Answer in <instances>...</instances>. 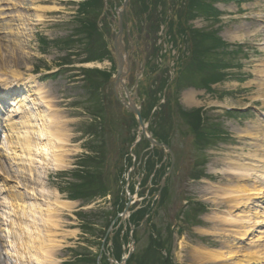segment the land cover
Masks as SVG:
<instances>
[{"label":"rangeland","instance_id":"obj_1","mask_svg":"<svg viewBox=\"0 0 264 264\" xmlns=\"http://www.w3.org/2000/svg\"><path fill=\"white\" fill-rule=\"evenodd\" d=\"M114 1L119 6L124 2V0ZM196 1L214 6L220 14L212 13L207 16L197 9L187 13L186 6L191 7L194 0H131L129 4V10L139 22L140 35L146 42L145 51L148 53V73L144 78L141 76L139 79V88L135 81L128 82L130 94L134 96L135 91L138 90L136 103L143 106L145 101L143 88H146L150 94L166 80L163 91L157 96L156 104L150 103L148 113L145 109L143 112L147 115L146 123L151 131L155 124L153 115L156 113L162 114L161 122L170 118L164 130L169 132L172 128L173 131L168 143L174 153L175 163L166 184L168 192L164 201L153 205L160 186L154 184L157 179L154 175H146L148 179L146 185H144L146 178L142 182V168L147 162L145 158L150 151V148H144L145 144L142 143L134 149L136 158L130 155L133 164L137 163V165L134 171L133 169V172L131 171L129 187L126 189L127 185L123 184V182L128 183L126 155L130 154L131 140L138 135L139 129L122 103L113 100V86L109 85L106 88V83L103 84L104 86L101 85L99 89L105 96V104L102 101L98 104V115L91 114L94 93L88 90L87 77L92 75V80L96 81L99 77L90 74L92 70L84 69L98 67V71L103 72L101 77L103 83L104 73L112 72L114 68L111 58L106 53L98 59V62L90 63L91 65L81 64V59L86 56L83 52V41L79 39L83 33L80 21L86 19L87 14H79L78 9L80 5H87L88 1L82 3L81 0H36L35 2L0 0V42L10 47L0 53V70H3V73L14 71L23 79H35L38 86H45L50 91L57 102V110L67 117L70 124L72 141L69 149L79 151L71 158L72 163L68 169L50 171L49 179L46 181L47 188L57 191L62 201L76 204L73 210H65L62 213L63 235L58 238L61 250L54 253L57 264H78L76 256L90 250L99 256L101 240H96L93 234L86 231L84 222L88 223L92 220L94 225L103 218L102 213L112 210L113 198L114 200L124 198L126 202L127 192L131 193L132 190L136 191L133 193L134 204L131 210L145 207L148 202L149 208L152 209L151 217L146 219L137 231L139 235L135 252L137 256L147 252L156 254L161 264L165 262L192 264L189 256L191 247L203 244L210 248H220L221 238L200 235L199 232L200 230L214 232L216 223L206 219L214 214L221 216L222 212L227 210V206L219 208L214 204L215 196L207 191L209 186L222 187L230 179L220 172L224 165L222 160L227 155L235 157L249 153V140L241 138L236 130L253 126L258 119L264 120L263 102L254 98L260 90L256 83L259 78L256 72L264 62V0ZM94 2L95 0H90V3ZM111 3L112 0L107 1V10L105 9L104 12L106 18L102 25L106 24L108 16L106 12L116 10L114 6L111 7ZM146 6H149L150 11L154 10L155 15L162 14L158 23L152 27L151 23L154 21L149 17V8L147 9ZM99 10L102 12V8L97 9ZM118 10H121V7ZM36 17L43 18V22H37ZM20 18H28L30 22V26L27 27L30 28L28 33L32 32L29 33L30 38L21 34L16 35L17 32L10 34L8 31L9 25L14 29L23 28L24 22H20ZM25 21L27 22V19ZM240 28L245 31H240ZM184 31L186 34L183 33ZM238 32L244 37L232 41L230 35ZM115 33V28L112 34L109 29L110 41ZM166 33L171 35L170 39L166 38ZM210 33L216 34L229 45L243 44V46L230 48V51H236L234 55L226 54L224 48H219L213 43L210 48L202 37ZM87 37L90 42H103V36L99 32L93 31L92 37L88 35ZM17 43L21 44V49H16L14 45ZM176 45L184 46L183 58H179ZM194 52L200 58L198 61H193L191 55ZM225 65H229L228 68ZM181 70H186L187 74L194 77V82L187 76H180L178 73ZM206 71H211L214 75L224 74L226 79L212 84L207 89L204 85L214 79L209 80V76L205 78ZM8 77L14 80L10 74ZM96 81L91 83V87H94ZM181 86L184 87L176 93V89ZM189 91H195L199 95L200 104L192 108L187 107L184 100V94ZM174 95L177 104L172 119L171 107L169 116L162 108L166 104L167 107L170 106L169 97ZM162 101L164 105L161 104ZM4 106L3 109H7V103ZM179 107L187 110L186 116H182ZM228 108L236 111L227 112ZM199 110L202 113L204 128L211 130L212 124L216 126L215 131H218L215 133L209 131L207 133L209 140L203 141L201 145L196 144L195 134L191 130V118L195 116L194 112ZM156 126L159 127V124ZM89 134L91 136L100 134L101 147H103L101 151L91 154L88 152L91 147L96 146V140L91 139ZM2 139L0 146L3 143ZM159 152L162 153L161 159L163 158L165 163L161 169L168 165L167 172L171 157L165 152ZM89 156L95 158L94 162L87 161ZM142 157L144 160L140 163ZM89 164L94 168L88 166ZM83 165L87 167L81 168ZM76 169L78 172L88 171L89 182L79 179L80 174L78 175ZM0 174L8 175L6 171H1ZM141 183H143L142 187ZM84 184L89 188L91 186L92 189L81 192L80 187ZM101 190H104L105 195L93 201L85 200L91 201L90 203L73 199L87 192H92L90 195H93ZM199 209L201 211L197 216L198 224H195L194 214ZM2 211L3 209L0 208V217ZM80 213L86 214L90 219L81 220L78 216ZM100 216L101 219L98 218ZM92 229L97 230L98 227ZM115 232L114 230L110 232L113 238ZM72 233L75 235H71ZM4 240L3 233L0 232V264H5L4 258L7 257ZM154 242L159 244L161 251L153 250V246L157 245ZM123 250L126 251V248ZM107 257L110 259L108 253ZM102 260L104 257L100 261ZM148 260L150 264H157L154 257Z\"/></svg>","mask_w":264,"mask_h":264},{"label":"bare ground","instance_id":"obj_2","mask_svg":"<svg viewBox=\"0 0 264 264\" xmlns=\"http://www.w3.org/2000/svg\"><path fill=\"white\" fill-rule=\"evenodd\" d=\"M20 19L23 28L9 25L8 31L30 38L28 18ZM36 19L43 22V18ZM239 32L230 35L232 41L244 37ZM3 44L0 42V53L10 48ZM14 46L21 49L20 43ZM256 73L260 90L254 98L264 105V62ZM37 84V80L23 79L14 71L0 70V91H8L5 95L12 97L8 110L0 113V169L8 173L0 174V232L5 239V264H57L54 253L61 250L58 238L62 234V213L76 206L47 188L50 171L68 169L71 158L79 151L69 149L72 132L67 117L57 110L50 91ZM198 97L195 91L185 93L186 106L199 105ZM236 131L249 140V153L227 155L222 160L220 172L230 179L222 187L209 186L207 191L215 196L214 204L219 208L227 206V210L206 219L216 223L214 232H199L218 236L221 246L191 247L192 264H264V120Z\"/></svg>","mask_w":264,"mask_h":264},{"label":"trees","instance_id":"obj_3","mask_svg":"<svg viewBox=\"0 0 264 264\" xmlns=\"http://www.w3.org/2000/svg\"><path fill=\"white\" fill-rule=\"evenodd\" d=\"M84 1H88L87 5H83L82 9H81V14H87V18L84 19L81 24H82V32L81 33L84 35L85 40H84V45L87 47L84 49L85 53H87V59L85 61H93V60H98L100 59L104 53L108 54L109 52L106 49V44L104 42H90V40L88 39L87 35L92 37V32L94 31V33L98 32L97 29V19L101 14V10L97 11V9L102 8L103 7V0H95L94 3H90V0H84ZM147 1V0H146ZM190 7V6H189ZM188 6H186L185 11L190 12V10L192 9H197L199 10L201 13L207 14V16L216 14L219 15L220 13L214 9L213 6H209L205 3H200V1H196L194 0V2L192 3V6L189 8ZM146 8L148 9L149 6H146ZM189 10V11H188ZM183 33L186 34V32L184 31ZM182 35V34H181ZM203 39L205 40V42H208V47L212 48V43L215 44L217 47L219 48H224V52L228 55H234L236 51H230V48H234L231 45H228L227 43H225L224 41H222L220 38H218L216 36V34L214 33H210V34H205L204 36H202ZM192 39V38H191ZM193 40V39H192ZM194 42H192L193 44ZM191 44V45H192ZM206 48H204L205 50ZM101 50H104L101 52ZM88 51V52H87ZM209 54V52H207ZM193 58L196 57V60L198 61L200 58L197 54H195V52L192 54ZM195 60V61H196ZM229 65H225L226 68H228ZM205 78L207 76L210 77L209 80H213L211 83H207V85H204V87L210 88L212 84H216L218 82H222L226 79V76L224 74L222 75H217V74H213L211 71H206L205 72ZM90 74H95L99 77V79L96 80H92V75H90L89 77H87V82H88V88H91V83H95L94 87H92V89L95 90V93L93 95V105L91 107V114L92 115H98L99 114V106L98 104L101 103L102 99H101V94L99 93V88L101 87V85H103L106 81H108L111 77L110 74H106L104 73V78L105 81L102 83L101 82V77L103 76V72L101 71H92ZM180 76H187L188 79H192L194 82V77H192L190 74H187L186 70L182 71V73L180 74ZM192 82V83H193ZM167 81L165 80L164 83H162V85L156 90V91H152L150 93V95L148 96V100L149 102L151 101L152 104H156V102L158 101L157 95L158 93L162 92V90L164 89L165 85H166ZM191 86V85H190ZM197 87L201 86V85H195ZM184 86L179 87V89H181ZM99 98H97V97ZM103 102V101H102ZM171 106V110L173 112V108L172 105ZM179 112H181L182 116H186L187 112L183 111L180 107H179ZM168 113H170V108ZM195 116H193L191 119V130L194 132L195 134V138H196V143L197 144H202V142L204 140H206L207 135L203 132V119H202V113L201 111H196L194 112ZM144 118H146V115H144ZM156 121L154 124V127L152 128V132L154 134V138L160 142V143H165V144H169L168 143V139L170 137V134L168 132H166L164 130V123L161 122V119H159V114L156 116ZM159 124V127H157L156 125ZM89 137L91 139H95L96 140V146L91 147L90 152L91 153H95L98 151H101L103 149V147H101V136L100 134H96L94 136H91L89 134ZM134 137L131 140V143L134 142ZM146 145L144 148L147 149L149 148V143L147 141L143 142V145ZM160 154V156H159ZM95 158L93 156H89L87 161H91L94 162ZM162 162L161 159V153L159 152L158 149L154 150V153L152 154V156L149 158V160L147 161V163L143 166L142 170L143 173L142 175H144V177L147 179V176H152L155 172L156 167ZM126 167L125 168H131L133 163H132V159L129 158V160H127L126 163ZM88 166L94 168L91 164H89ZM87 167L86 165H83L81 168H85ZM164 167V166H163ZM167 167H165L164 169H160L156 176L158 179V182H156V184L159 183V181L161 180L162 176L165 174ZM81 173H84V175H82ZM80 174L79 179H83L85 181L89 182V178H88V171H83L81 172V170L78 172V175ZM148 179L145 181L147 183ZM124 184V183H123ZM92 189V187L90 186V188L88 187L87 184H84L82 187H80V191L81 192H86L88 190ZM131 192H134V190H132ZM167 188L164 190L163 194H162V199L161 201H164V199L166 198L167 195ZM92 192H87L84 193L80 196H78L77 198H74L75 200H82L84 201V203H90L91 201H93V199H96L100 196H104L105 192L104 190H101L93 195H90ZM86 195V196H85ZM88 195V196H87ZM90 200L91 201H85V200ZM160 201V202H161ZM113 210L114 212H110L107 210V212L102 213L103 218L100 216L98 217L99 221H97L94 225L92 223V220H90L88 223L84 222V227L86 229L87 232H90L91 234H93L94 237H96L97 239H100L101 241L103 240V238L105 237L106 234V230L109 228V226L111 225L112 221L116 218V216L123 212L124 208H125V204L126 202L124 201V198H120L118 200V198H115V200H113ZM150 205H148L147 207L138 210L137 212H135L131 218L129 223L127 224V226L122 225V227H120L118 229V231L116 232V235L113 239V256L117 261H121L125 252L123 251V246L124 245H128L130 243L129 241V232H130V228L131 227H139L140 224L142 223V221L145 219L146 216H150L152 215V209L149 208ZM149 208V209H148ZM201 211V209H199L198 211L195 212L194 214V223L198 224L197 222V216H198V212ZM81 220L85 219V218H89L86 214L84 213H80L78 215ZM98 227L97 232L92 229L94 226ZM124 229L126 230L124 232ZM124 232V234H123ZM123 234V235H122ZM134 237L137 239V233L135 232ZM138 241V240H137ZM155 241V239L153 240ZM157 241V240H156ZM155 243V242H154ZM157 245L153 246V250L154 251H161L160 250V246L158 243H155ZM167 248V247H166ZM140 257V258H138ZM150 257H154V259H156L157 264H161L162 262L159 261L158 257L156 254H148L147 252H144L142 255L140 256H133L130 261L128 262V264H150V261L148 259H150ZM97 258L98 255L95 254L93 251H89V252H84V253H79V255L76 256V261L78 264H98L97 263ZM102 264H109L108 260L106 257H104V260L101 261ZM160 262V263H159ZM164 264H167L166 262Z\"/></svg>","mask_w":264,"mask_h":264},{"label":"water","instance_id":"obj_4","mask_svg":"<svg viewBox=\"0 0 264 264\" xmlns=\"http://www.w3.org/2000/svg\"><path fill=\"white\" fill-rule=\"evenodd\" d=\"M128 2H129V0H126V4H125V7L127 6V4H128ZM122 33V32H121ZM117 57H118V59H119V61H120V65H119V68H118V75H117V77L114 79V81H116V86L118 87L120 84H123V79H124V77L126 76V74L124 73L125 72V70H127L128 72L130 71V67L128 66V65H126L125 63H124V61H122L121 60V54H119L118 53V55H117ZM123 87H124V84H123ZM125 90V92H126V94H127V97H128V103L127 102H125L124 103V105H125V107H127L129 110H130V112L133 114V115H135L136 117H137V119H138V123H139V126H140V128H141V132L139 133V138L137 139V142L134 144V146L143 138V137H145L146 139H148L149 140V142L153 145V146H158V147H160V148H164V149H168V150H170L166 145H163V144H159V143H157L151 136H150V134H149V132H148V128H147V126L144 124V122H143V119H142V115H141V111H140V109L134 104V101H133V99H131L130 98V96H129V94H128V92H127V90L126 89H124ZM170 153H171V155L173 156V158H174V155H173V153L170 151ZM173 166H174V160H173V165H172V168H173ZM170 174V173H169ZM164 183H165V180H163V183H162V188H161V190H160V192H159V196H160V193H161V191H162V189H163V187H164ZM132 201H133V198H132V196H129V202H128V204H127V207H126V209H125V211H124V213L120 216L122 219H125L126 218V216L128 215V210H129V208L131 207V205H132ZM112 231V228L109 230V232H111ZM135 251V241L132 239V246H131V250H130V252H129V255L126 257V258H124L123 260H122V262L120 263V264H126L127 263V261H128V259L132 256V254H133V252ZM111 262V264H117V263H115L114 261H110Z\"/></svg>","mask_w":264,"mask_h":264},{"label":"flooded vegetation","instance_id":"obj_5","mask_svg":"<svg viewBox=\"0 0 264 264\" xmlns=\"http://www.w3.org/2000/svg\"><path fill=\"white\" fill-rule=\"evenodd\" d=\"M116 9L115 12L110 10L109 11V14L107 16V22L109 24V26L111 27L112 31L113 29H117V24H115L114 22V18H116L117 22L119 23L120 22V19H119V15H118V12H119V8L122 6V5H118L114 0H112V5L111 7H113ZM132 15H129V12L126 14H123V18H122V25H124L125 27V30L124 31H127V27H129V29H132V30H135V29H140L139 28V22L137 21V19L135 18L134 14L131 13ZM105 29L107 30L106 26H105ZM135 36V35H134ZM137 38L139 39V35H137ZM124 50L125 51H132V49L134 48V42H137V39L135 38H130V36L128 35V32H126V38L124 41ZM133 42V43H132ZM138 53V49H135V52H134V66H136L137 68H139V63H137L135 61V55ZM131 59V57H130ZM138 65V66H137ZM145 72V71H144ZM134 77V76H133ZM132 78V71H131V75H130V78H128V81L129 83L132 81L131 80ZM137 78L138 79V75H135L134 79Z\"/></svg>","mask_w":264,"mask_h":264}]
</instances>
